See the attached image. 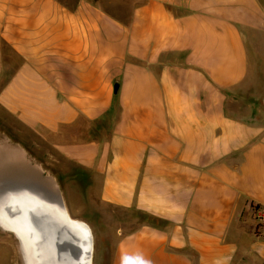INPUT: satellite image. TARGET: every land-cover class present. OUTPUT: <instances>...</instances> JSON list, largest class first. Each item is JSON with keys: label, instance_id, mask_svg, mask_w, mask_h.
<instances>
[{"label": "crops", "instance_id": "0c3cea01", "mask_svg": "<svg viewBox=\"0 0 264 264\" xmlns=\"http://www.w3.org/2000/svg\"><path fill=\"white\" fill-rule=\"evenodd\" d=\"M259 104L264 0H142L127 21L91 0H0V162L53 179L31 138L101 211L144 216L109 264H264Z\"/></svg>", "mask_w": 264, "mask_h": 264}, {"label": "water", "instance_id": "95a60500", "mask_svg": "<svg viewBox=\"0 0 264 264\" xmlns=\"http://www.w3.org/2000/svg\"><path fill=\"white\" fill-rule=\"evenodd\" d=\"M117 90L118 82H115L114 93ZM6 167L12 171H4ZM0 173L3 175L0 176V227L7 229L2 215L15 218L17 223L29 224L13 226L22 233L11 227L19 241L24 264H70L62 255L75 253L78 246L70 241L81 234L67 221L63 212L55 209V206L66 209L55 182L24 158L2 160ZM90 242V258H93L91 235Z\"/></svg>", "mask_w": 264, "mask_h": 264}, {"label": "rangeland", "instance_id": "374dc122", "mask_svg": "<svg viewBox=\"0 0 264 264\" xmlns=\"http://www.w3.org/2000/svg\"><path fill=\"white\" fill-rule=\"evenodd\" d=\"M68 5L72 6L77 0H63ZM97 6L111 12L119 19L127 21L134 5L142 0H91ZM253 52V50H252ZM234 106H244L250 101V98L241 97L234 99ZM258 107H263L261 104ZM264 108V107H263ZM258 112V111H257ZM246 115L245 111L239 113ZM9 129L5 124L0 123V136L9 133ZM27 147L37 163H44L47 171L56 180L55 184L59 190L63 202H67V206L71 211V215L77 216L84 221H88L92 226L87 224L93 235L94 239V252L92 264H109L113 247L116 242L115 233L121 227H126L127 230L132 229L139 221L146 218L133 212L108 208L106 211H101L100 207L94 202L92 193L86 191V175L80 173L79 170L73 168L70 162L60 159L54 153L50 158L44 154V149L48 148L43 146L39 149L38 146L31 143V138L28 139ZM59 161H55V159ZM33 160V159H32ZM43 164V165H44ZM6 172H11L12 168L6 167ZM52 179V180H53ZM64 195V197H63ZM65 203V202H64ZM0 264H24V258L18 239L9 231L3 230L0 227Z\"/></svg>", "mask_w": 264, "mask_h": 264}, {"label": "bare ground", "instance_id": "6f19581e", "mask_svg": "<svg viewBox=\"0 0 264 264\" xmlns=\"http://www.w3.org/2000/svg\"><path fill=\"white\" fill-rule=\"evenodd\" d=\"M55 207H56L55 209L57 211L63 212L67 221L72 225L73 228H75V230L80 232L79 234H81V235H79V237H77V236L73 237L74 240L70 241L75 246H78L77 250L74 253V254H76L75 259L73 258L74 254H71L69 252L63 253L62 256H64L66 259H68V262H70V264H92V257L90 258V251H91L90 235H91V239L93 242V248H92L93 252H94V240H93V235H92L91 229L89 227H87L83 221L71 218L66 209H62L61 207H58V206H55ZM2 218L5 220L6 223L9 224V225H7L6 223H3L5 225V227L7 228L5 230L11 232L13 235H14V233H13L14 230L18 233H20V232L22 233L21 230L17 231V229H14L13 226L16 227L17 224L21 225L22 227H24V225H26V226L29 225L27 222H24L23 224L17 223V221H15V218L10 219V218L6 217L5 215H2ZM75 235H77V234H75ZM93 252H92V256H93ZM77 257H78V259H77Z\"/></svg>", "mask_w": 264, "mask_h": 264}, {"label": "trees", "instance_id": "16d2710c", "mask_svg": "<svg viewBox=\"0 0 264 264\" xmlns=\"http://www.w3.org/2000/svg\"><path fill=\"white\" fill-rule=\"evenodd\" d=\"M86 181H88V179H86ZM88 183V182H87Z\"/></svg>", "mask_w": 264, "mask_h": 264}]
</instances>
